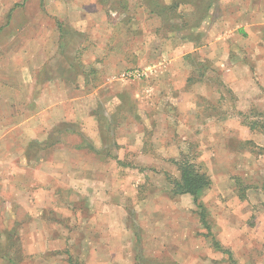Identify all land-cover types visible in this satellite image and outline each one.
<instances>
[{"label": "rangeland", "instance_id": "374dc122", "mask_svg": "<svg viewBox=\"0 0 264 264\" xmlns=\"http://www.w3.org/2000/svg\"><path fill=\"white\" fill-rule=\"evenodd\" d=\"M259 1L0 0V75L15 85L7 91L15 102L11 109L34 114L37 97L30 82L47 104L22 128L13 122L0 125L5 131L0 139V264H115L108 250L87 245L109 235L98 234L100 196L114 192L116 184L115 204L122 207L129 199L127 207L134 208L136 192L131 194L129 186L137 185L138 199L144 197L153 187L150 179L178 177L175 162L183 157L218 187L228 180L232 188L234 202L218 192L207 209L212 236L220 245H235L216 263L264 264V200L250 206L238 202L245 200L239 199L240 190L244 198L251 189L264 195V91L255 104L241 105L229 89L233 77L220 68L227 52L246 54V46L230 34L232 15L237 7L250 2L254 8ZM211 34L218 39L211 41ZM191 39L202 50L188 54L185 71L168 77L152 72L160 54L169 63L179 40ZM215 61H222L220 67ZM189 89L192 94L178 105ZM51 102L56 105L49 110ZM161 112L169 115L167 138H157ZM242 129L251 131L249 138ZM50 130L51 138L34 142ZM25 148L29 152H22ZM145 155L153 159L151 167H142ZM163 207L181 212L178 220L185 225L197 218L185 202ZM122 220L130 221L131 215ZM25 221L35 231L23 233ZM226 221L228 228L221 226ZM200 231L201 245H211L208 231L203 226ZM194 242L187 238L186 245ZM207 249H201L203 263L213 256Z\"/></svg>", "mask_w": 264, "mask_h": 264}, {"label": "crops", "instance_id": "0c3cea01", "mask_svg": "<svg viewBox=\"0 0 264 264\" xmlns=\"http://www.w3.org/2000/svg\"><path fill=\"white\" fill-rule=\"evenodd\" d=\"M251 4L249 2L245 6L244 4L241 5V7H237L238 9L235 10V13L232 15V17L235 19L234 21V27L232 28V31L230 34H232L235 41H237L238 44H241V46H246L242 48V52H245L246 54H243L247 56L248 62H256L255 67L251 68L247 62L244 60V58L240 55H236L234 57H231L229 53H226L225 57H222L223 60L227 58V63L223 66L222 61H215V65H221L220 68L224 69L227 73H229L233 80L229 84V89L231 92L236 96L238 101L241 103V105L249 104H255L252 103L255 99H257L259 96H261L262 91H264V0L259 1L258 5L256 7H251ZM212 33H215L212 31ZM216 34V33H215ZM214 34V35H215ZM211 34V41L215 39ZM218 37L215 39L217 40ZM178 47L176 49L177 55L176 56H168L169 57V63L162 59V56L160 54V63L151 65L150 68H152V72L160 73L164 71L165 77H168V75H174L176 72H179L182 69H184L183 64L186 62V58L189 55L193 54H199L201 53L202 47L200 45H196V42L194 40H190V42L185 40H179ZM188 52H183V49H186L185 46L189 45ZM155 53L157 52L155 48H152ZM160 53V51H159ZM189 54V55H188ZM166 58V57H165ZM210 59V57H208ZM212 58V55H211ZM229 61V62H228ZM223 66V67H222ZM165 69V70H164ZM185 70H181L183 72ZM189 72V71H188ZM254 77L253 78V75ZM4 76L3 73L0 75V125L2 126L3 123H15L18 128H22L23 126L29 124L28 122H31L35 119H38L41 114H43V111H46L44 109V106L47 104L42 105V98H41V90L40 88H36L32 86L29 83V89H32L34 91V96L37 97L35 99L34 103V109L35 112L33 115H23L20 112H14L11 109L12 105H15V102L12 101L14 99H11L7 93L8 90H10L11 83L9 80H4L2 77ZM258 83V84H257ZM102 87H105V85L99 86L100 89ZM185 91V90H184ZM183 93L180 92V94ZM192 94L191 89H189L187 92L184 93L183 96H181L180 100L177 101L178 105L185 103L184 100H186L187 96ZM33 96V97H34ZM41 98V99H40ZM53 97L51 98V100ZM78 99V98H77ZM57 101V100H55ZM4 102V103H2ZM17 103V102H16ZM56 105V102L49 104L50 105ZM248 105V106H249ZM48 106V107H49ZM53 106H50L51 109ZM250 107V106H249ZM54 108V107H53ZM241 109V108H240ZM239 109V110H240ZM243 110V109H241ZM39 112H41L39 114ZM162 114L157 118L158 119V126L156 132L157 138L160 137H168V127H167V118H169V115L166 112H161ZM153 120V119H151ZM36 123V122H35ZM54 121L49 123L50 128L54 127ZM8 128V126H7ZM52 130L48 132L41 133V137L34 140V142H37L38 144H42L45 142L47 138H51ZM4 130H0V139L2 138V134L4 133ZM242 133L247 134V137L249 138V135L251 134L250 130L242 129ZM6 135L8 136L6 138ZM4 141L5 143L9 142V131H7L4 135ZM6 138V139H5ZM42 139V140H41ZM255 141V138L253 139ZM3 142V141H2ZM32 141H29V144H31ZM30 147V146H29ZM31 148V147H30ZM176 149V146L174 147ZM130 152H133L131 149L128 150ZM127 151V152H128ZM2 152V151H1ZM10 152V151H9ZM22 152H29L28 149H23ZM160 152H164V148L160 149ZM22 154V153H21ZM151 156H144V160L147 163V165L142 166L143 168H147V166L151 167L153 164V159H149ZM30 166V165H28ZM29 168H36L34 165ZM157 179H150V183L153 184V187H151V191H148L147 194L138 199L137 197V185L135 186H129L131 188V194L136 192L135 198L133 199V204H135L134 208H128L127 207V201L125 200V205L121 207H118L117 204H115L116 198V191L115 187L116 184L112 185V191L114 192H108L104 193L101 197V203H99L100 208L97 206V210L95 213V217L98 218L99 226H98V234H109L107 236L106 240H103L101 238H96L95 240L91 241L89 240L87 242V245L94 246H102L103 248L108 250L109 252V258L114 261L115 264H217L218 255H222L223 253L215 249V247L211 245H201V241L199 240L201 236L199 234L200 226L202 224L200 223L199 215L197 207L195 206L193 199L190 195L184 194V195H173V181L177 180L178 177L171 182L166 179L164 176L162 179L160 177L156 176ZM147 180V179H145ZM160 180V185H154L155 182H158ZM222 193L223 197H227L229 201L234 202V196L232 195V188L231 185L228 183V180L225 181V183H221L218 187L217 183L211 182V185L208 189H205L202 193V196L199 200V203H202L206 209L211 208L213 205V202L217 200V197L219 196V193ZM108 195V196H105ZM25 197V196H24ZM105 197L109 198L108 202H111L110 205L104 204ZM121 197V196H120ZM246 198H244V201H238L240 204H244L245 206L255 205L259 202H262L264 200V195L260 190H249L246 192L245 195ZM23 199L22 196L19 195L18 200ZM2 201V199H0ZM236 200H238L236 198ZM9 202V200H7ZM3 202V201H2ZM185 202V206L188 208V211L191 212L193 216H195L196 220L194 219L193 223H183L182 219L181 221L179 219V215L181 212L179 211H169L167 208H164L163 206L168 203H175L176 205H180L181 203ZM159 203H162L163 206H161ZM251 203V204H250ZM241 207H243L241 205ZM208 212V210H207ZM211 212V211H209ZM228 211L223 212L224 216H226ZM131 215L130 221H124L122 220V217L126 219V217L129 219ZM246 218H250L251 213L248 211L246 213ZM3 220L5 218V211L2 212ZM177 219V220H176ZM25 220V219H24ZM23 222L22 224V231L23 233H30L35 231L31 227V223ZM35 223V221L33 222ZM244 224V221H242ZM192 224V225H191ZM210 225V223H209ZM224 228H228L230 224L226 221L221 225ZM194 232H191V231ZM9 231V229H8ZM212 231V227H211ZM85 232H87L85 230ZM197 232V233H196ZM74 232H71L70 235H72ZM89 233V232H87ZM202 235V233H201ZM197 237V239H196ZM188 239H194L195 245H186V240ZM129 240V241H127ZM178 244V245H177ZM66 245V242H65ZM193 246V248H192ZM221 248L225 250H235V245H220ZM202 248H208L211 253H213V256L210 254V260H207L206 262H202L203 256L201 255V249ZM213 249V250H212ZM229 250V251H230ZM173 251H177L174 253ZM185 253L182 254V253ZM104 258V257H103ZM214 260V261H213ZM228 261L221 260L220 263L222 264H232L233 261L230 259H227ZM105 260L99 261L98 264H105ZM8 263H9V257H8ZM263 262L261 261V264Z\"/></svg>", "mask_w": 264, "mask_h": 264}, {"label": "trees", "instance_id": "16d2710c", "mask_svg": "<svg viewBox=\"0 0 264 264\" xmlns=\"http://www.w3.org/2000/svg\"><path fill=\"white\" fill-rule=\"evenodd\" d=\"M175 165L179 173V178L174 180L172 183V194H187L192 197L193 202L198 210L200 223L202 224L203 228L208 231L207 235L211 238L212 245L215 247V249L222 252L223 254H230V251L221 248L219 242L212 236L210 225L207 222V209L202 203H199L203 191L208 189L211 185L210 178L200 167L188 160L186 157L176 161ZM239 194V199L244 200V195L241 190L239 191ZM232 264L234 263L232 262Z\"/></svg>", "mask_w": 264, "mask_h": 264}]
</instances>
